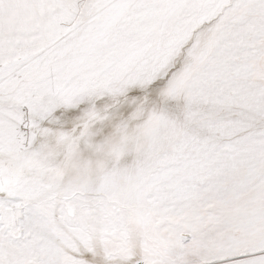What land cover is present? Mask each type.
I'll return each instance as SVG.
<instances>
[{"label": "snow or ice", "instance_id": "snow-or-ice-1", "mask_svg": "<svg viewBox=\"0 0 264 264\" xmlns=\"http://www.w3.org/2000/svg\"><path fill=\"white\" fill-rule=\"evenodd\" d=\"M0 264H264V0H0Z\"/></svg>", "mask_w": 264, "mask_h": 264}]
</instances>
